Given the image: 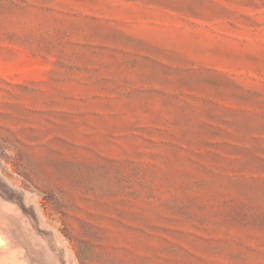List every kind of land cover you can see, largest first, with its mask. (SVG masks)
<instances>
[{"label":"rangeland","instance_id":"1","mask_svg":"<svg viewBox=\"0 0 264 264\" xmlns=\"http://www.w3.org/2000/svg\"><path fill=\"white\" fill-rule=\"evenodd\" d=\"M0 254L264 264V0H0Z\"/></svg>","mask_w":264,"mask_h":264},{"label":"bare ground","instance_id":"2","mask_svg":"<svg viewBox=\"0 0 264 264\" xmlns=\"http://www.w3.org/2000/svg\"><path fill=\"white\" fill-rule=\"evenodd\" d=\"M9 252H10V251H9ZM16 254H17V253H16ZM0 255H1V254H0ZM4 255H5V254H4ZM25 257H26V256H25ZM26 258H27V257H26ZM6 259H7V258H6ZM30 259H31V258H30ZM4 261H5L4 264H7V263H8V262L6 263V261H8V260H4ZM11 261H12V260H11ZM17 261H18V260H17ZM2 262H3V261H2ZM30 262H32V261H30ZM25 263H26V262H25Z\"/></svg>","mask_w":264,"mask_h":264}]
</instances>
